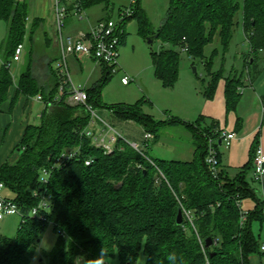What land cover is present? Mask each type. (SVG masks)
<instances>
[{
	"label": "trees",
	"instance_id": "16d2710c",
	"mask_svg": "<svg viewBox=\"0 0 264 264\" xmlns=\"http://www.w3.org/2000/svg\"><path fill=\"white\" fill-rule=\"evenodd\" d=\"M64 3L68 13L74 10L82 13L99 5L109 11L113 9L111 0H74L71 5L64 0ZM133 8L134 14L123 22V29L136 20L139 34L145 39L158 35L157 40L180 46L191 58L202 60L209 78L203 97L213 99L220 81L225 79L227 110L237 108L244 74L225 78L223 58L229 53L234 30L240 24L236 17L241 13V26L250 46L244 68L251 82L260 75L261 63L264 66L260 57L264 52V0H169L167 16L157 31L152 29L142 9V0ZM29 15L27 2L0 0V21L7 25L0 65V112L15 85L9 65L16 48L26 39L32 43L37 24L41 23L35 19L29 24ZM126 35L125 30L121 44ZM217 38L220 47L212 51L209 59L206 49ZM220 54L222 68L214 71ZM151 60L156 78L164 88L173 89L180 77L179 54L162 49L152 53ZM47 70L46 77L40 79L30 59L16 84L11 108L20 95L26 98L40 95L46 108L41 125L26 128L16 148L17 160L0 168V183L24 215L38 206L41 193L50 196L52 210L48 219L58 239L49 253L38 256V246L50 226L31 217L21 220L14 238L0 234V264H77L79 259L84 264H111L113 260L137 264L141 252L146 256L145 264H250L251 256H264L260 239L253 232L255 223H264V204L249 181L256 146L251 163L232 179L221 166L223 144L219 129L215 125L201 128L202 118L193 124L184 123L196 138L192 161L157 160L145 153L153 165L122 140L112 154L106 155L81 135L90 124V113L84 107L67 105L64 99L56 101L58 77L52 63ZM110 78L106 69L100 83L87 90L88 104L94 109L104 108L100 93ZM143 106L141 101L109 109L121 121L140 124L156 140L160 128L181 122L176 118L157 122L143 112ZM207 136L217 139L221 167L218 178L213 177L206 162ZM77 148L80 158L55 168L48 185H41V170L57 165L64 152ZM88 159L92 160L90 166L85 164ZM249 198L257 201V207L246 214L243 222L238 201ZM179 210L183 211L182 225L176 223ZM184 211L192 215V224ZM208 239L212 241L210 247H206ZM172 252L177 259L168 261Z\"/></svg>",
	"mask_w": 264,
	"mask_h": 264
},
{
	"label": "rangeland",
	"instance_id": "374dc122",
	"mask_svg": "<svg viewBox=\"0 0 264 264\" xmlns=\"http://www.w3.org/2000/svg\"><path fill=\"white\" fill-rule=\"evenodd\" d=\"M114 5V13H111V19L117 20L119 8L121 5L128 6L127 0H111ZM122 8V7H121ZM142 9L144 10L153 30H158L165 20L169 10V0H142ZM92 19L103 14L101 6H95L88 9ZM80 18V17H79ZM242 15L239 13L236 17V26L234 38L232 40L229 53L224 59L225 74L232 76L234 74H244V56L248 55L249 45L245 40L243 28L241 26ZM75 23L82 22L75 20ZM125 41L119 48V71L111 74L110 80L106 83L100 93V100L104 108L96 106L98 116L111 125L123 138L130 144H137L141 150L149 157L154 159H163L169 161H181L188 154V149L192 142V132L185 128L184 123L192 122L195 118V108L190 101L196 93H202L207 83V70L202 60L191 58L182 47L175 46L170 42H164L161 39L149 43L148 38L139 34L138 21L133 20L126 25ZM47 39L50 41L49 48L42 43L39 36L35 35L32 43L25 40L26 53L20 63H13L11 71L14 76V83L19 81L22 71L28 60L33 59L35 73L40 79L46 77L49 63L56 68L58 61L53 60L51 52L54 51L55 31L51 26H47ZM7 39V25L0 21V51L4 54L5 43ZM47 44V43H46ZM219 39L206 49V55L209 58L215 48H219ZM173 50L180 56V77L178 86L174 89H166L156 78L154 67L151 60V54L160 50ZM1 58L0 55V65ZM210 59V58H209ZM70 61V60H69ZM196 68V73L193 69ZM222 68V55L216 59L214 71ZM235 70H234V69ZM233 69V70H232ZM71 77L75 86L84 88H93L100 83L103 76L101 71L95 70L91 64H87L83 71H80L74 61H72ZM101 75V76H100ZM127 77L128 85L122 83V78ZM44 81V80H43ZM51 82L48 79L47 84ZM180 83V84H179ZM95 85V86H94ZM144 102L143 112L151 116L157 122H168L173 118L181 121L171 125L164 126L158 131V138L145 143V129L136 122L120 121L109 109L115 105H134L138 102ZM195 106V105H194ZM4 196H9L7 191H3ZM21 217L16 215L6 217L0 221V234L9 238H14L18 231ZM253 232L258 233L257 224L253 225ZM58 235L55 234L52 226L48 227L41 243L38 246L37 255L49 253L55 246ZM146 256L140 253L137 264H145ZM77 264H84L83 259H79ZM111 264H119L118 260L111 261Z\"/></svg>",
	"mask_w": 264,
	"mask_h": 264
},
{
	"label": "crops",
	"instance_id": "0c3cea01",
	"mask_svg": "<svg viewBox=\"0 0 264 264\" xmlns=\"http://www.w3.org/2000/svg\"><path fill=\"white\" fill-rule=\"evenodd\" d=\"M19 1H25L30 6L29 24H31L35 19L41 21V23L37 24L38 27L35 35L39 36L42 43L49 48L50 41L47 39L46 30L48 24L54 30V0ZM73 2L74 0H68L69 5ZM99 6L102 7L103 14L95 19H92L86 11L82 13H77L75 10L69 12L66 19L65 32L68 35L76 36L79 32H88L92 27L96 26L104 19H111V13H114V5L112 11H109L104 5ZM121 7L124 8L125 5H121L119 11L122 9ZM76 18L82 23L76 24ZM245 40L247 41L246 37ZM0 55H3L2 51H0ZM51 55V58L54 57L53 60H58L59 48L56 43V39L54 42V51L51 52ZM260 57L261 60H264V52L260 53ZM68 61L70 69L72 67V61H74L80 71H83L87 64H91L95 70L99 69L101 71L102 76H104L105 70L107 69L104 64L99 63L94 58L85 55L70 56ZM261 65V73L253 82L250 81L247 74L246 76L243 75V86L241 88L242 91L240 92L241 97L235 110L231 112L227 110L225 79L220 81L213 99H205L202 92L196 93V95L192 98L193 101H190L193 108H195V118H193L194 120L192 122L188 123L193 124L198 119L202 118L204 121L201 123V128L215 125L219 130H223L225 132H235L237 134V139L230 145V147H226L224 144L220 147L222 169L231 179L236 177L246 165L251 163L253 148L255 146L257 147L261 145L264 147V112L262 110V104L264 102V66L263 63H261ZM229 75L225 74V78ZM12 77L14 80L13 75ZM207 79L209 80L208 76ZM16 84L9 90L8 99L2 105L0 112V168L8 161L14 162L17 160L18 153L16 152V148L22 141L26 128L28 126H40L41 116L46 108V104L43 101H39L37 96L33 98H26L24 95H20L14 107L11 108V101L15 97L17 91ZM86 89L88 90L91 88ZM185 128L188 129L186 126ZM191 135V146L188 149V154L183 160H181L183 162L192 161L196 154V138L193 132ZM251 167L252 169L249 175L250 185L253 189H255L258 199L264 204V178L262 183H254L252 179L254 166L252 165ZM256 207L257 201L252 198L246 199L241 203V210L246 214L254 211ZM255 224L258 226V233L254 234L259 237L262 246L264 245V223L262 225L260 223ZM261 254H264V252L261 251ZM250 264H264V256H251Z\"/></svg>",
	"mask_w": 264,
	"mask_h": 264
},
{
	"label": "built area",
	"instance_id": "2783aa9c",
	"mask_svg": "<svg viewBox=\"0 0 264 264\" xmlns=\"http://www.w3.org/2000/svg\"><path fill=\"white\" fill-rule=\"evenodd\" d=\"M127 1L129 3L128 6L119 11L117 20L104 19L96 26L92 27L88 32H79L76 36H73L65 32L68 8L64 0H54V31L56 43L59 48L58 64H56V68L54 69L58 77V93L55 100L60 101L64 99L67 105L84 107L90 113V124L82 131L81 135L90 140L92 147L101 149L106 155H110L115 151L119 140L126 143L128 142L115 130V128L104 122L98 116L97 111L88 104L89 97L87 89L73 84L68 59L73 55H85L104 64L111 74L117 73L119 71V48L121 45V38L124 34L122 25L126 19L134 14L133 7L138 0ZM24 54L25 42L18 45L16 48L11 64L9 65L10 69L13 63H20L23 61ZM11 73L13 75L12 71ZM122 83L125 85L128 84V78H122ZM37 99L43 101L40 95L37 96ZM262 110L264 112V102L262 104ZM218 132L220 133V142L226 145V147H230L237 139V134L235 132H225L223 130H218ZM153 139L154 135L150 132H146L144 146L148 147V143ZM206 141V162L210 167L213 177L218 178L221 167L219 164L217 139H215L214 136H207ZM128 144L142 154L151 164L155 165V163L145 155L139 145ZM79 158L80 148L64 152L59 158L57 165L49 168L45 167L41 170L40 184L45 186L48 185L51 174L55 168L62 166L71 159ZM91 163V159L85 161L87 166H90ZM253 165V182L260 184L264 178V147L261 145L256 147ZM138 167L141 168L142 166L138 165ZM159 174L162 178H165L160 170ZM3 191H6L5 186L0 183V221L4 220L6 217L18 215L23 221L31 217L41 220L48 226H52V222L48 219V215L52 210V198L46 193H41L38 206L34 207L28 215H24L15 201L2 194ZM35 195L37 196L38 193L36 192ZM241 203V201H238V206L240 208ZM184 214L192 224V215L186 211H184ZM242 215V221L245 222L247 215L243 211ZM261 251L264 252V245L261 246Z\"/></svg>",
	"mask_w": 264,
	"mask_h": 264
},
{
	"label": "water",
	"instance_id": "95a60500",
	"mask_svg": "<svg viewBox=\"0 0 264 264\" xmlns=\"http://www.w3.org/2000/svg\"><path fill=\"white\" fill-rule=\"evenodd\" d=\"M157 38H158V35L148 37L149 43H153L154 41L157 40ZM193 71H194V73H196V71H197L196 68H194ZM220 144H221V142H220ZM176 223H177V225L183 224V211L182 210H179V212H178ZM211 245H212V241H211V239H208L207 243H206V247H210Z\"/></svg>",
	"mask_w": 264,
	"mask_h": 264
},
{
	"label": "clouds",
	"instance_id": "9594fccd",
	"mask_svg": "<svg viewBox=\"0 0 264 264\" xmlns=\"http://www.w3.org/2000/svg\"><path fill=\"white\" fill-rule=\"evenodd\" d=\"M101 252H103V249L101 250ZM97 259H101V257H97ZM177 259V256L174 252L170 253L168 256H167V260L168 261H174Z\"/></svg>",
	"mask_w": 264,
	"mask_h": 264
}]
</instances>
